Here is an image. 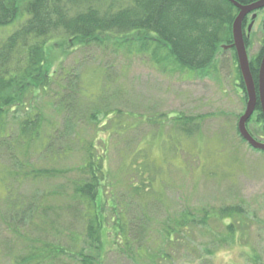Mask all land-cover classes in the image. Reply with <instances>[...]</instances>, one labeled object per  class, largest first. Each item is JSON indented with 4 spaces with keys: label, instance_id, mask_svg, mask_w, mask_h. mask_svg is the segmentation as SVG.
I'll list each match as a JSON object with an SVG mask.
<instances>
[{
    "label": "rangeland",
    "instance_id": "1",
    "mask_svg": "<svg viewBox=\"0 0 264 264\" xmlns=\"http://www.w3.org/2000/svg\"><path fill=\"white\" fill-rule=\"evenodd\" d=\"M247 17L244 36L249 41V58H254L264 44V9ZM97 40L104 47L87 46L77 39L54 41L48 63L53 66L48 72L56 77L76 74L81 89L89 88L87 93L80 92L79 96L83 109L81 117L86 121L68 127V136L73 143L70 157L63 161L39 157V161H32V166L71 170V181L79 179L77 167L83 168L85 161L88 162V147L94 144L96 149L92 153L104 159L103 174L107 179L102 193L109 202L104 207L109 238H104L106 254L100 264H158L154 256L158 243L162 240L166 243L165 229L178 224L185 210L196 213L200 220L204 210L213 206L216 209L236 206L242 211L235 215V222L213 219L207 225L199 223L192 238L177 228V244L169 243L172 250L167 248L173 262L161 263L257 264L259 260V264H264V156L242 144L237 136L248 101L239 85L235 50L233 52L229 46L223 48L216 64L202 76L157 65L154 58L163 52L157 56L152 52L153 45L143 43L156 40L153 36H104ZM115 48L120 49L118 53ZM98 93L101 99L92 102L91 99L98 98L93 94ZM39 104L51 117L53 106L49 105V98L43 97ZM93 114L96 119H92ZM181 114L204 117L199 136L187 139L176 134L173 122ZM257 116L254 114L249 128L257 133V141L264 142ZM217 140L219 147L215 148ZM215 149L219 152L214 153ZM153 179L147 200L139 198L144 191L140 192L135 186ZM61 186L63 181H43L41 188L29 182L14 193L28 202L39 201L47 192L45 190L49 192ZM56 198L51 200L57 201ZM138 199L144 204L139 206ZM156 200L162 203L159 207L154 203ZM45 204L43 202L36 218L30 220L28 216L22 226L25 237L21 239L12 228L22 220L21 212L8 210L5 202L0 203V264H19L20 258L29 254L26 245L35 244L37 238L41 242L43 239L54 240L47 233L51 232L48 223L53 221L55 211H47ZM61 204L65 206V203ZM142 210L151 235L142 239L145 249L138 254L136 242L130 247L132 251H128L113 226L120 220L121 213L129 212L131 236L135 239ZM62 211V216L58 215L63 218L60 229L68 235L66 223L70 224L74 219L69 209L64 207ZM133 215H136L135 221L131 219ZM231 223H239L242 227H238L234 242L232 232L228 230ZM78 224L80 222L71 228L74 234L80 233ZM116 242L117 245H113ZM77 249L80 251V245ZM210 252L214 254L210 255ZM62 260L36 264H78L76 260Z\"/></svg>",
    "mask_w": 264,
    "mask_h": 264
},
{
    "label": "trees",
    "instance_id": "2",
    "mask_svg": "<svg viewBox=\"0 0 264 264\" xmlns=\"http://www.w3.org/2000/svg\"><path fill=\"white\" fill-rule=\"evenodd\" d=\"M233 1L0 0V171H2L0 203L5 202L8 210L21 212L22 220H19L16 227H12L13 233L21 239L25 237L22 236L23 224L28 220V216L30 220L37 217L43 202L46 203L44 206H48L47 211H55L53 221L48 223L51 232L47 233V236H51L54 240L43 239L44 242H41L37 238L35 244L32 242L27 244L26 253L29 254L22 256L19 264H36L40 261L61 262L63 258L76 260L78 264H100L106 254L104 238L106 236L109 238L104 216V207L106 204L109 205V202L104 199L102 193L107 179L103 174L104 159L92 153L96 149L94 144L88 147V162L85 161L83 168L77 167L79 179L71 181L69 178L72 174L71 170L32 166V161L34 159L39 161V157L46 156L47 159H55V161H63L70 157L73 143L68 136V127L86 121L81 117L80 112L83 109L79 103V96L80 92L87 93L89 88L81 89L79 76L76 74L69 73L56 77L48 72L53 66L48 63L54 41L72 42L77 39L87 46L94 44L104 47L97 38L104 36L127 38L136 34L153 36L156 40L143 41V43L148 46L153 45L152 52L157 53L155 54L157 56L163 52L162 55L159 54L154 58L157 65L164 69L172 66L202 76L208 74L211 67L216 64L223 48L231 46V50L233 52L235 50L239 85L247 102L248 90L234 47L232 28L240 13L235 3L249 6L260 0ZM244 39L249 50V41L246 36ZM119 50L115 48V53ZM65 51L66 49L63 52ZM139 51L142 52L140 47ZM263 56L264 44L260 53L249 59L257 91ZM164 62L168 64H163ZM93 95L98 98L91 101L99 102L101 95L99 93ZM43 97L49 98V105L53 106L51 117L40 107L39 103ZM255 114H258L256 121L257 124H261L264 135V116L260 105ZM91 117L96 119L95 114ZM252 118L247 123V129L256 140L257 133L249 128ZM203 119L202 116L181 114L174 119L173 129L177 135L187 139L195 138L202 133ZM237 136L242 144L247 145L239 131ZM216 147H219L218 140ZM218 149H215L214 153H218ZM251 150L264 156V151ZM3 163L6 164L5 167ZM184 163L187 164L186 161ZM191 170L193 171V166ZM43 181L50 183L63 181V186L49 192L45 190L47 192L44 191L45 194L39 201L33 199L28 202L14 193V190L20 189L26 183L31 182L40 187ZM154 181L155 179L141 182L139 186H135L140 192L144 191L139 198L147 200ZM55 196L57 201H52L51 198ZM47 197L48 202L45 199ZM138 201L139 206L144 204L142 200L138 199ZM61 203H65V206ZM154 203L157 206L162 204L158 200ZM64 207L71 211V218L74 219L70 224L66 223V230L70 232L68 235L60 229L63 218L59 217L62 216ZM241 211L236 206L221 209L213 206L204 210L202 218L198 220L196 213L185 210V215L178 224L165 229L166 243L163 240L158 243L159 247L154 259L159 262L158 264L167 260L173 262V257L171 253H167V248L172 250L169 243L177 244L175 238L177 228H180V233L183 231L184 235L191 237L199 223L207 225L208 221L213 219L233 221ZM120 215V220H116L113 226L115 234L120 236L118 239H121L128 251H132L130 247L136 242V253L144 252V244L141 241L150 238L151 230L148 224L144 223L143 210L135 239L131 236L129 212ZM131 219L135 221L136 215ZM76 222H80L78 225L81 228L80 233L74 234L71 228ZM239 226L241 229L239 223H231L228 227L229 232H232L230 235L233 242ZM117 243L113 245L116 246ZM78 245L80 251H77ZM185 253L192 254L191 251ZM256 263L259 264V260Z\"/></svg>",
    "mask_w": 264,
    "mask_h": 264
},
{
    "label": "water",
    "instance_id": "3",
    "mask_svg": "<svg viewBox=\"0 0 264 264\" xmlns=\"http://www.w3.org/2000/svg\"><path fill=\"white\" fill-rule=\"evenodd\" d=\"M235 6L239 8L240 13L236 18L232 28L234 47L237 51L239 66L247 86L249 98L246 111L240 118L238 130L240 136L246 141L249 146H251L255 150L264 151V143L256 141L247 130V123L256 112L258 104L261 106L264 116V56L262 59L259 74V90L257 91L256 84L250 69V61L247 53L243 30L244 21L247 16L255 11L264 9V0H261L249 6H241L235 3Z\"/></svg>",
    "mask_w": 264,
    "mask_h": 264
},
{
    "label": "flooded vegetation",
    "instance_id": "4",
    "mask_svg": "<svg viewBox=\"0 0 264 264\" xmlns=\"http://www.w3.org/2000/svg\"><path fill=\"white\" fill-rule=\"evenodd\" d=\"M261 1V0H260Z\"/></svg>",
    "mask_w": 264,
    "mask_h": 264
}]
</instances>
